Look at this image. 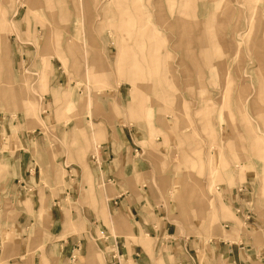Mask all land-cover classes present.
Segmentation results:
<instances>
[{
	"label": "rangeland",
	"instance_id": "1",
	"mask_svg": "<svg viewBox=\"0 0 264 264\" xmlns=\"http://www.w3.org/2000/svg\"><path fill=\"white\" fill-rule=\"evenodd\" d=\"M0 36V191L7 196L0 230L13 231L5 252L14 247L19 224L29 242L27 264H90L84 250L70 258L54 244L73 234L63 226L67 213L79 232L88 229L85 218L92 222L96 216L113 236L131 238L127 226L114 229L98 215L105 185L87 180L88 167L99 177L96 166L102 162L85 140L92 121L105 130V143L112 141L114 160L128 147L117 141L126 130H132L143 158L144 143L151 146L160 167L148 160L150 171L136 182L125 179L123 191L165 206V235L209 241L238 229L235 235L251 237L257 260L264 257V155L250 134L251 125L264 140V119L256 115L264 112V0H0ZM259 55L262 61L255 62ZM247 68L254 69L251 83L263 89L245 110L234 96ZM48 85L64 92L59 113ZM209 126H219L225 140L233 132L236 139L227 145L217 130L209 137ZM220 146L225 149L219 159ZM38 149L46 167L35 157ZM25 153L37 168L35 192L24 193L44 196L51 206L58 198L53 221L45 213L34 219L20 203H11L21 174L16 161ZM212 155L220 168L213 180L202 163ZM239 173H246L244 181ZM138 185L146 186L142 194ZM209 188L211 195L222 194L210 227ZM32 199L37 211L40 202ZM95 248L98 264H107Z\"/></svg>",
	"mask_w": 264,
	"mask_h": 264
},
{
	"label": "crops",
	"instance_id": "2",
	"mask_svg": "<svg viewBox=\"0 0 264 264\" xmlns=\"http://www.w3.org/2000/svg\"><path fill=\"white\" fill-rule=\"evenodd\" d=\"M261 61V56H257L255 62ZM243 70V77L246 81L237 85L238 89H236L234 101L238 107L246 110L250 100H252L258 91L260 92V90L263 89V87L262 85L261 87H257L254 83H251L254 69L247 68ZM233 81H237L236 77L233 78ZM47 88H49L51 92L55 111L58 113L63 111L65 101L62 99V93L64 92H59L52 87L50 88L49 85ZM136 89L137 88H134L133 90L136 91ZM242 92H247L248 94L243 96ZM88 104L90 106L89 102ZM258 111L259 112L256 115L260 120H263V110ZM45 127H47L46 124ZM87 129L89 130V133L85 140L91 149V153L96 155L101 153L102 158V162L96 166L99 177H97L96 172L93 173L88 167L91 174L90 177L87 178L84 168L85 179L87 178L90 185L96 184L98 179L105 185L102 186L103 188L99 194L103 209L97 211L98 215L102 217L101 219L104 220V223L109 224L110 227L114 229H121L127 226V232L130 233L131 238L127 240L123 237L117 238L113 236L108 227L100 224L96 216L92 222L85 218L86 221H89L87 223L88 229L87 231L79 232L80 230L74 225L71 214L67 213L63 226L64 229H69L70 231H68L73 234L69 235L65 239H61L60 241H54V244L60 246L64 254L72 258L77 251L84 250V257H86L87 261L90 264H98L101 259V254L95 248L97 246L105 254L107 264H264V257L260 256L259 260H257V257L251 253L254 248L253 243L251 242V237L245 232L240 233L238 236L234 234H238V229L235 231L232 230L234 233L229 231L227 233V239L215 237L209 241H206L203 237L191 236L184 239L180 237H171L168 233L165 235V232L167 231L166 216L168 215L167 212H162L165 206L159 207L153 200L147 197L145 198L143 195L142 200H140V198L134 195L130 190L123 191L124 188H127V182L125 179L132 177L135 181V179H138L139 176H144L150 171L149 161L154 164L155 168L160 167L158 159L153 160L154 151L150 148L151 146L148 145V143H144L143 148L147 159L143 158L142 155L140 156L139 149L135 147V139L133 137L132 130H126L124 134L121 133V137L119 136L117 141L119 142V145L124 144L128 147L121 154L118 160H114L112 158V141L105 143L108 138H103L105 130L92 121L89 122ZM250 129L252 146L257 147L259 153L264 155L263 138L251 127V125ZM215 131L218 138L227 145H231L232 141L236 139V134L233 132L232 137L225 140L223 138V132L219 130V126L218 129L211 128L210 126L209 129H206V133L209 137L215 136ZM4 140V144L6 146V138ZM38 141V138L34 139L35 144H38ZM166 142L168 141L166 140ZM108 144L109 147L105 150V145ZM222 148L224 147H219V159ZM20 156L23 157L18 158L16 161V167H19L16 172H20L21 174L18 173L20 174V177H15L14 179L12 189H14L16 197L11 201L12 205L20 203V208L24 207V209L28 211L34 219H40L43 213H45L47 214L48 219L53 221L55 217L54 210L56 211L54 208L57 204H59L56 202L58 198H54L51 206V201H46L44 196H42L40 200L39 194L37 193L32 196L28 193H24V189H29L31 192L34 190L33 192H35L36 179L34 178V171L37 167L34 158L29 157L26 153L24 155L21 154ZM51 156L53 157L52 153ZM35 157H37L41 166L46 167L41 159L42 154L39 149L37 150ZM225 161L226 158L224 157V162L221 164V168H223L226 164ZM202 163L208 169L213 180L214 172H217L220 169L218 167L219 162L216 163L214 156L212 155L206 160H202ZM49 168L51 169L52 165H50ZM242 168H244V166ZM121 173L123 175L122 178L119 177V174ZM239 175L244 181L246 173L243 175L239 173ZM143 183L148 184L149 182L144 179ZM106 185L110 188L106 189ZM145 187V185H138L137 189L140 194H142ZM210 188L209 194L206 196L207 199L205 198L208 205V227L211 226V221L216 215V200L220 202V198L222 197V194L217 189L218 194L216 195L218 199L215 198L216 195L210 194ZM118 190L120 191L118 192ZM106 193H108L109 196H107ZM174 195L176 194L174 193ZM32 197L37 201V203L40 202V206H38L37 211H34L35 207ZM6 198V191H0V220H3V222L6 220V207L4 206L3 208L4 200H6ZM108 206L110 213L108 212ZM222 207L228 214H231L236 218L228 206H224L223 204ZM82 211L84 213V208ZM91 212L94 214L93 211ZM249 218L250 216L247 217L248 220ZM20 219L24 221L26 220V217ZM247 219H245V223L247 222ZM114 220L119 226L116 225ZM6 225H8L7 222ZM188 227L194 228L192 223L188 224ZM21 228H23V226H20L19 224L15 225L14 247L10 249L9 254L7 250L5 252L4 245L10 243L13 231L11 232V230L7 227H3L0 230V264H27L26 259H24V253L26 254L28 250L29 242L26 241V235L25 233H22ZM246 228L247 231L250 232L249 228ZM234 229H236V227H234ZM98 232L102 234L101 237L98 236ZM58 234L59 233H57V236ZM135 240L137 242H135ZM152 240H156L157 244L153 245V243H151ZM93 243L96 246H94ZM92 252L95 253L93 254ZM72 262L75 263V261Z\"/></svg>",
	"mask_w": 264,
	"mask_h": 264
},
{
	"label": "bare ground",
	"instance_id": "3",
	"mask_svg": "<svg viewBox=\"0 0 264 264\" xmlns=\"http://www.w3.org/2000/svg\"><path fill=\"white\" fill-rule=\"evenodd\" d=\"M0 37H1V36H0ZM26 85H27V84H26ZM247 101H249V100H247ZM222 123H223V121H222ZM221 125H222V124H221ZM221 129H222V128H221ZM235 137H236V136H235ZM96 138H97V137H96ZM258 142H259V141H258ZM212 192H213V191H212ZM42 213H43V212H42ZM46 215H47V214H46ZM92 253H93V252H92ZM94 253H95V252H94ZM94 253H93V254H94Z\"/></svg>",
	"mask_w": 264,
	"mask_h": 264
}]
</instances>
